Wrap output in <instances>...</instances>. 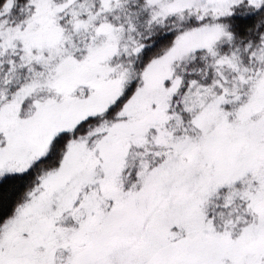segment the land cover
<instances>
[{
  "label": "snow or ice",
  "instance_id": "6c2138e0",
  "mask_svg": "<svg viewBox=\"0 0 264 264\" xmlns=\"http://www.w3.org/2000/svg\"><path fill=\"white\" fill-rule=\"evenodd\" d=\"M0 264H264V0H0Z\"/></svg>",
  "mask_w": 264,
  "mask_h": 264
}]
</instances>
